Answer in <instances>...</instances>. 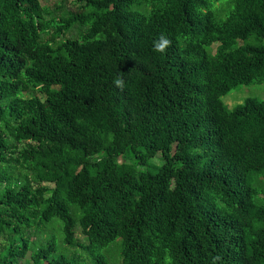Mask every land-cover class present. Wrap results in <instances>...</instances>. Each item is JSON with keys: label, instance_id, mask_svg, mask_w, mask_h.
<instances>
[{"label": "trees", "instance_id": "trees-1", "mask_svg": "<svg viewBox=\"0 0 264 264\" xmlns=\"http://www.w3.org/2000/svg\"><path fill=\"white\" fill-rule=\"evenodd\" d=\"M66 1L0 0V264H264V0Z\"/></svg>", "mask_w": 264, "mask_h": 264}, {"label": "rangeland", "instance_id": "rangeland-1", "mask_svg": "<svg viewBox=\"0 0 264 264\" xmlns=\"http://www.w3.org/2000/svg\"><path fill=\"white\" fill-rule=\"evenodd\" d=\"M41 1L43 3H46V4L49 3L51 5L54 0H41ZM65 7H68L70 9H76L77 5L74 3V1L67 0L65 2ZM246 43H264V39L256 40L254 38H251V39H248ZM213 48H215V45L213 46ZM24 96L27 97L28 94H25ZM249 97H255L259 99L264 98V82L254 83L251 85H238L234 87L233 89H231V91H229L226 95L222 96V100L229 109H233L236 105L242 103L246 98H249ZM76 231H77V236L81 240L84 241L85 239L83 235L80 233V230L78 227L76 228ZM118 241L119 240L113 242L110 246L101 249L100 252L103 254H106L108 257L110 255L118 254L119 249H120ZM69 250H70L69 255H72L73 252L83 253L81 252L80 249L70 248Z\"/></svg>", "mask_w": 264, "mask_h": 264}, {"label": "clouds", "instance_id": "clouds-1", "mask_svg": "<svg viewBox=\"0 0 264 264\" xmlns=\"http://www.w3.org/2000/svg\"><path fill=\"white\" fill-rule=\"evenodd\" d=\"M169 44H170V41H169L168 39L161 37L160 42L156 43V44L154 45V48H155V50H157V51H164L165 47H166L167 45H169ZM115 83L117 84L118 87H122V86H123V81L120 80V79H117V80L115 81Z\"/></svg>", "mask_w": 264, "mask_h": 264}]
</instances>
